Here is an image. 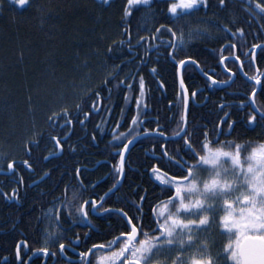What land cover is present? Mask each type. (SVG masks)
I'll return each mask as SVG.
<instances>
[{
	"label": "trees",
	"instance_id": "trees-1",
	"mask_svg": "<svg viewBox=\"0 0 264 264\" xmlns=\"http://www.w3.org/2000/svg\"><path fill=\"white\" fill-rule=\"evenodd\" d=\"M247 1L225 0V5L221 8L218 0H208L210 7L207 15L201 9L198 14L189 17L184 24L186 32L189 27L210 28L208 34L194 37L188 46L189 53L199 61L201 66H215L218 63L216 57L220 55L222 43L225 42L224 32H218L203 22L211 20L217 25H227L235 31L237 24L245 20L246 11L243 8L247 6ZM168 3L167 0H153L151 7L155 13V20L164 22L165 16L170 15L167 13ZM36 5L39 7L15 8V10L5 5L3 12L0 13V153L5 154L3 158H0V167H6L7 159H15L16 156L25 154L26 140H39L40 147L32 148V152L42 155V160L49 151H55L53 143L47 137L49 134L58 136L61 131L57 129L53 132L48 127L46 117L50 110L42 107V104L48 103V100L53 98L52 95L60 91L57 83L61 80L67 84L81 82L83 73H77L78 67L89 62L91 53H97L107 66L104 70L102 67L97 75L93 73V81L89 89L80 92L84 94L76 101L82 104L90 103L89 95L100 91L102 109L99 114L90 113L91 119L86 129L82 130L76 125L73 131L76 134L81 131V137H78L74 145L77 147L78 144L83 145L85 155L73 159L66 156V158L45 163V167H51L49 170L52 171L49 181L57 183L60 181L59 178H62L63 172L74 173V169L79 164L93 165L94 160L101 156L99 148L93 146V135L95 139L103 136L102 140H106L108 136H111V129L115 127L117 121L123 126L126 122H130L133 115H136L138 110L135 96L138 90V77L133 81V91L128 92V99H124L123 90L113 87L111 83L108 85L111 88L109 99V93L104 88L103 81L111 80L110 74L114 72L112 67L114 64L123 68V74L126 75L131 69H137L134 67L137 61L131 62L132 65L128 63L125 67V62L129 61L128 47L124 45L123 49L118 50L117 45L113 43V41L119 42L124 39L121 36L122 14L119 7L101 11L92 0H43ZM127 19L132 27L130 31L133 38H136L138 29L140 35H146L143 29L153 27V23L146 17L144 10L132 11V15ZM263 39L264 36L260 35L258 41ZM109 47L112 48L111 52L108 51ZM89 48L90 55L85 52ZM157 71L158 77L151 73H139L145 80L144 102L147 104L146 109L141 107L139 110L141 118H155L162 112L165 116L169 113V102L176 99L178 82L173 68L170 65L159 66ZM160 81L164 83L163 88L160 87ZM185 84L190 93L193 87L205 85L204 80L197 73L185 74ZM237 85L240 87L241 80L235 87ZM179 108L180 105H178V118ZM69 110L75 113L74 108L70 107ZM38 111L44 112L43 116H39ZM193 117L208 118V115L204 112L194 113ZM123 130H125L123 127L119 129V131ZM33 132L37 135L34 136ZM41 133L44 139L40 138ZM79 148L81 146L78 147V151ZM144 157L141 153L136 154L132 157V161L141 165L145 161ZM131 159L128 156L127 162L130 163ZM64 166L68 169L63 170L61 167ZM3 185L5 187L0 188V223H6L5 230L11 231L9 224L12 218L1 216L20 214L23 215L22 224H25L22 226L30 233L35 223L34 215L43 207L41 201L48 199L49 195L42 194V190L40 193L35 192L29 195V202L23 203L21 209L8 210L4 201L5 195L2 193L9 194L11 188L6 187L4 183ZM56 187L59 188V186ZM15 234L17 232L12 230L4 236L5 247H11Z\"/></svg>",
	"mask_w": 264,
	"mask_h": 264
},
{
	"label": "flooded vegetation",
	"instance_id": "flooded-vegetation-1",
	"mask_svg": "<svg viewBox=\"0 0 264 264\" xmlns=\"http://www.w3.org/2000/svg\"><path fill=\"white\" fill-rule=\"evenodd\" d=\"M40 1L43 0H35V3L32 6H25L24 8L34 7ZM92 1L101 11L116 9L119 7L120 13L123 4L126 2V0H115V2L112 3V6L108 7L106 5H101L99 0ZM167 1L169 3L175 2V0ZM110 2H112V0H110ZM246 4L247 6L243 8V10L246 11L245 20L243 23L239 22L237 24L238 27L244 30V40L236 41L237 48L230 55L227 50L229 41L224 38L223 40L225 42L222 43L224 47H222L220 55L229 57V59L225 60V64H230L231 58L238 55L241 56V61L245 63V71H247L249 76H251L253 74H257L256 68L264 71V53L261 52L260 48L255 50L254 66L249 69L247 67V62L250 59V55H241V52L250 54L251 45L254 43L264 45V39L263 41H258L260 35L264 36V18L252 16V14L247 10L248 1ZM5 5H8L7 0H5ZM134 10L142 11L144 8L143 6H133L132 11ZM131 28L132 27H130V29ZM143 33L146 34L144 31ZM135 39L136 38H133L134 42ZM241 44L246 45V47L241 48ZM189 50L190 47H188V51ZM127 51L129 53V50ZM135 51L138 54L136 58V61H138L139 56L143 55V52L139 48L135 49ZM220 55L216 57L218 61ZM128 60H131L130 54ZM130 64L132 65L131 62ZM231 66L233 67V71H235V65ZM142 67L143 66H141L139 73H150L149 68L152 66L148 65V67H143L145 70H143ZM157 68L159 70V65H157ZM200 68L207 71L209 75H213L214 78L218 80L227 78L224 75V66L219 63L212 67L200 65ZM130 72L136 74L137 69H131ZM189 73H197V75L204 80L205 84L203 87H197L198 91L195 99L191 98L189 92L187 124L185 126V132L182 135V137L185 136V134L188 135L192 147L197 152L203 148V143L206 140L207 142L211 141L214 144L230 140L247 142L264 140V128L261 127L259 122L253 124L246 123V114L249 109L252 108L250 104L243 109L226 108V110L230 113V118L235 119L236 123L231 129H228L227 124H222L219 127H216L219 116H222V113H218L217 105L222 100L226 104H238L240 100H246L244 93L245 91H250V88H241V86L238 87V85L235 87L234 85L232 88H213L209 90L206 87L207 78L201 74L202 72L200 69H194ZM238 81L240 80H237V83ZM250 83L252 82H249V84ZM262 85H264V78H262ZM171 102L174 107L170 109V105L168 104L169 113L165 114V116H163L164 112H162L155 118H143L145 122L144 126H148L149 121L159 119L161 125L166 128L167 138L171 142L165 144V147L169 150L170 155L179 151L182 147H186L180 138L173 137L172 135L174 131H178L175 122L178 119V103L176 99H173ZM256 102V107L264 110V92L261 91L260 87L257 91ZM101 109L102 104L100 103L99 110L93 112L92 114H99ZM203 112L208 115V118L193 117L194 113L201 114ZM257 116L259 120V114H257ZM90 119L91 114L85 120L83 125L79 124L76 120H73L70 131L65 133L60 132L58 137L67 135L66 140L61 139L63 149L60 157H50L48 160H42V155L37 152H32L33 158L29 162L33 164V169L30 171L24 170L23 167L18 169L19 176L23 177L22 185L10 183L8 175H0V184L2 185L0 188L5 187L3 185L4 183L6 187L9 186V188H11V192L7 194L8 196H11L14 188L18 190L19 194L18 201L9 200L4 196V201L7 204L8 210L21 209L23 203L29 202V195L31 196L35 194V192L40 193L42 190V194L45 196L49 195L48 199H43V201H41L43 207H41L38 213L34 215L35 223L30 229V233L28 232L29 230H25L22 226H25V224H22L21 221L23 215L5 214L4 216H1L3 218L6 216L8 218H12V221L9 224L12 229L7 232L4 228L7 227V224L0 223V264H17L15 260V244L25 238L27 239L29 246L27 249L21 250L23 260H27L28 264H52V258L50 256L45 259L41 253L33 255V249L42 246L41 236L44 227V225L40 222V219L42 218V210L51 206V202L54 197L61 196L64 185L69 183L71 178L75 176V172H63L62 178H59L61 182L58 181L60 183H56L55 181L50 182L49 179H51L52 171L49 169H51V167H45V163L66 158V156L72 159L80 156L83 157V155H85L83 145L78 144V147L81 146L79 151L78 147L74 145V142L78 139V137H81V131L77 134L73 131L75 130L76 125L80 127V129L82 128V130L86 129ZM169 120H171V123H169ZM154 126L155 125L153 124L152 127ZM205 133H207L206 137L204 135ZM102 138L103 136L99 139L93 140V146L95 148H99L101 151V156L94 160L95 163L93 165L90 163H81L77 166L80 168V180L83 181L87 188L85 192V198L87 199H98L100 195L108 192L113 183L111 164H114L116 161L113 158L110 149L107 147L111 136H108V139L106 140H102ZM159 149L160 146L158 144L154 148L153 142H147L144 140L135 142L130 147V151L127 152L125 157V174L120 185L117 189H114L113 192L110 193L109 197L105 198L106 202H102L104 203V207L109 208L110 211L108 213H101L100 216L110 218L101 219L99 216L92 215L89 211L88 221L90 222L91 227L81 225L77 219L75 226L71 227L70 231L67 232L68 240H65V252L72 261L78 262L80 260V257L69 251V240L76 241L77 237H79L78 242L81 243L82 246L76 249V251L83 252L92 249L90 255L85 258L91 260L92 264H121L122 261H124V264H127L126 257L127 259H131L130 250L133 247H138L141 239H145L143 233H148L149 237L153 238L154 243L161 245L154 250L153 256L148 261V264H152V260L156 258L171 257V255L177 251V247L175 245L164 244V241L167 240L168 237L164 234L165 232L159 230L158 222L163 223L165 220H168V216L165 215L162 218L157 216L156 212L152 211L153 208L158 211L160 202H167L169 196H174L171 186L160 184L159 181L155 180L154 175L150 174L151 167L156 166L159 168L161 156ZM55 151L57 150L55 149ZM140 153L145 156V161L143 164L137 165L132 161V157ZM181 154L183 155V153ZM128 156L129 159L132 158L129 160L130 163L127 162ZM27 158L28 157L25 154H22L16 156L15 160L19 161ZM184 159L188 160L189 164L195 162L191 159V154L184 156ZM4 168L6 172L7 169L6 167ZM61 168L63 170L68 169L65 166ZM162 171H169V168L162 169ZM201 171L203 172L206 170L201 169ZM44 172L48 173V177L41 181L40 178ZM192 178L193 177L190 175L186 180L182 181V183L186 184L190 182ZM71 182L73 184L76 183L75 180H71ZM55 185L59 186V188ZM91 185H94V187ZM43 189H48V191H43ZM2 194L4 195V193ZM141 196L144 197L143 202L140 200ZM210 199L213 201L211 207L199 211H187L184 213L185 220L197 221V223L190 225L191 230L186 233L187 235H194L197 238L193 244L189 245V247H195L201 240H204L207 241L209 245L208 251L215 258L216 264H242V258L240 256V248L242 244L248 238L264 239V228H250L246 224L231 226L235 220L239 219V213H235L233 220L227 222L229 226L225 227V221L223 219L225 210L221 205L220 197H211ZM120 208H122L124 212L128 213L126 218L127 223L123 222L122 214H117L115 212V209ZM137 209H139V211H137ZM203 212H207L209 214L210 220L207 224L201 225L198 221L202 218ZM60 219L64 222L65 229H68L69 225L73 223L71 219L65 220V213L63 209L61 210ZM132 226L137 228V233L136 235L129 237L128 232ZM12 230H15L17 234H15L16 236L14 237L11 247H5L3 245L4 236L11 233ZM133 231L135 232V230ZM125 243H128V249L125 251V255L113 257L111 254L117 252ZM94 244L97 245L96 248H92V245ZM72 247H75V245L73 244ZM228 247H230V252H228ZM52 250H56L58 252V249ZM29 257H31L30 260L28 259ZM56 259H61L59 252ZM61 264H63V262H61Z\"/></svg>",
	"mask_w": 264,
	"mask_h": 264
},
{
	"label": "snow or ice",
	"instance_id": "snow-or-ice-1",
	"mask_svg": "<svg viewBox=\"0 0 264 264\" xmlns=\"http://www.w3.org/2000/svg\"><path fill=\"white\" fill-rule=\"evenodd\" d=\"M101 5H106L108 7L112 6V3L115 0H99ZM8 7L15 10V8L23 9L25 6H32L35 3V0H7ZM153 0H126L121 8L122 13V30L121 36L124 39H121L119 42L113 41L117 45V49H123L126 44L129 50L131 60L125 62V67L127 64L136 61L137 52L135 49L139 48L143 55L139 56L138 61L134 64V67L137 68V73L134 76L132 72H128L124 75V69L121 68L118 64H114L112 67L114 72H112L111 80L105 79L103 81V86L108 90L109 99L111 98V88L108 85L111 83L113 87H117L123 90L124 99H128V92L133 91V81L138 77V90L137 95L135 96V104L137 108L136 115H133L130 119V122H126L123 126L117 121L115 127L111 129V139L107 145L110 149V152L115 159V163L111 164L113 183L109 188L108 192H105L103 195H100L98 199L85 198V192L87 190L83 181L80 180V168L77 167L75 171V176L71 180H75V184L69 181V183L64 185L61 196L54 197L51 202V206L42 210V218L40 222L44 225L42 230V246L33 249V255L36 253H41L45 259L49 256L52 258V264H92V261L85 259L88 257L92 251L77 252L76 249L82 246L79 243V237L76 241L69 240V251L73 252L74 255L80 257L78 262H74L66 255L65 252V240H68L67 232L70 231L71 227L75 226L77 219L81 225H87L91 227L90 222L88 221L89 211L94 216H99L101 219H108L110 217L100 216L101 213H108L109 208L104 207L106 202L105 198L109 197L110 193L114 189H117L121 183V180L125 174V153L130 151L129 146L140 140L147 142H153V147L158 144L160 146V161L159 168L153 166L150 168V174L154 175L156 181H159L162 185L171 186L174 196H169L168 201L174 200L178 194L181 192V189L185 186L182 181L186 180L192 173L193 167L196 162L203 157L198 155V152L192 147L188 135L180 137V133L185 132V126L187 124V111L189 104V88L185 84V74L189 73L194 69H200L203 76L207 78V89L211 90L213 88H232L236 85L237 80H241V88H250V91H245L244 95L246 100H240L238 104H226L223 100L217 105L218 113H222V116H219L218 123L216 127H219L222 124H227L228 129H231L236 123L235 119L230 118L229 111L226 108L232 109H243L249 104L252 108L249 109L246 114V123L253 124L259 122L261 127L264 128V110L256 107V95L257 87L259 86L261 91L264 92V85H262V78H264V71H261L259 68H256V73L249 76V73L245 71V63L241 61V56H235L231 58L230 64H225V60L229 59L224 55H220L218 63L224 66L225 72L224 75L226 79H216L213 75H209L207 71H204L200 68L199 61L188 51L189 41L194 37L205 36L209 33L210 28L204 27L200 28L197 26L195 29L192 27L188 28V31H185L184 24L188 21L189 17L198 14L201 9L204 10L205 15L210 7L208 0H175V2L168 3L167 13L170 15L165 16L164 22L155 20V13L151 7ZM5 5V0H0V13L3 12ZM218 5L222 8L225 5V0H218ZM39 7L38 5H36ZM133 6H143L146 17L150 22L153 23V27L145 28L143 31L146 35H140V30H137L135 42L133 40L132 32L130 31V22L127 19L132 15ZM247 10L252 14V16L257 18H264V0H248ZM215 15V14H213ZM205 25H210L211 28L216 29L218 32L225 33V39L229 41L227 45V50L229 54L236 50L237 43L236 41L244 40V30L242 28H235L233 31L227 25H217L211 20H206L203 22ZM222 47H224L222 45ZM246 47V45L241 44V48ZM260 48L261 52L264 53V45L261 44H252L251 53L241 52V55H250V59L247 62V67L251 69L254 66L255 62V50ZM109 52L112 51V48L109 47ZM151 64L152 67L149 68V72L153 76L158 77L157 65L164 67L165 65H170L173 68L174 74L178 82V91L175 93V98L177 99L179 108V118L175 121L178 131L173 132V137H180L183 141V144L186 147H182L179 151L174 152L170 155L169 150L165 147V144L170 143L166 135V128H164L159 119L155 121H149L148 126H144V119L141 118L140 109L143 107L147 108L145 101V80L143 75L139 74L141 66L148 67ZM235 65V71L233 67ZM246 78V79H242ZM249 82H252L249 84ZM160 87H164L163 81H160ZM198 89L193 87L191 90V98L195 99L197 96ZM80 99L79 97L77 98ZM88 101L90 103H80L74 102L72 105H62L59 108L53 109L47 115L46 119L48 122V127L55 132L57 129L61 133H65L71 130V125L73 120H76L79 124L83 125L85 120L89 117L90 113L99 110V105L101 103L100 91H95L94 94L89 95ZM170 109L174 107L172 102H169ZM70 107L75 109V113L70 112ZM87 108V110H85ZM255 109V110H252ZM259 114V120L258 116ZM171 123V120H169ZM155 125L152 127V125ZM123 127L125 130L119 131ZM33 135L37 133L33 132ZM41 139H44L43 134H39ZM205 137L207 133L204 134ZM47 139L53 143L54 148L57 151H49L47 156H44V160H48L50 157L54 158L60 152H62L63 145L61 139H67V135L58 137L57 135L49 134ZM95 140V135L92 137ZM207 140L203 143V148L207 149L208 146ZM31 145V147H29ZM39 140H26L24 144V152L28 157L27 159L15 160L7 159L5 172L4 167H0V173H5L9 176L10 183H16L19 185L23 184V177L19 176L18 169L23 167L24 170L30 171L33 169V164L29 161L32 160V148H39ZM183 153V155L181 154ZM191 154V159L195 162L189 164L188 160L184 159V156ZM5 156L4 153H0V158ZM169 168V171H162V169ZM159 173V174H157ZM48 177V173L44 172L40 180L43 181ZM94 187V185H91ZM5 197L9 200H19L18 190L14 188L12 190L11 196H8L6 193ZM182 199V197H181ZM141 202H143L144 197H140ZM99 205V207H98ZM63 209L65 213V220L71 219L72 224L69 225L68 229L64 228V222L60 219L61 210ZM168 209L167 202H160L159 210L156 211L155 208L152 211L156 212V215L159 217H164ZM139 211V209H137ZM117 214H122L123 222L127 223V212H124L122 208L115 209ZM135 218V217H134ZM175 221L174 217L168 216V220H165L163 223L158 222L159 230L162 232H168L167 223L168 221ZM135 230V232L133 231ZM137 228L132 226L128 232V236L136 235ZM145 239L139 241L138 247H133L130 250L131 259H127V264H139V261L142 260L145 250L150 248L153 244V238L149 237L148 233H143ZM75 247H72V245ZM28 241L25 238L22 241H19L15 244V260L17 264H28L27 260H23L21 256V250L28 248ZM97 245H92V248H96ZM58 249L60 260H57ZM128 249V243H125L123 247H120L119 250L111 255L113 257L124 256L125 251ZM29 260L31 257L28 258ZM124 264V261L121 262Z\"/></svg>",
	"mask_w": 264,
	"mask_h": 264
},
{
	"label": "clouds",
	"instance_id": "clouds-1",
	"mask_svg": "<svg viewBox=\"0 0 264 264\" xmlns=\"http://www.w3.org/2000/svg\"><path fill=\"white\" fill-rule=\"evenodd\" d=\"M198 155L203 159L193 167V178L174 200L167 201L165 215L174 217L175 221L167 223L168 232L164 234L168 239L164 244L175 245L177 251L171 257L152 260V264H216L208 251L207 241L201 240L195 247H189L197 238L186 233L197 221L184 219L187 211L211 207V197L221 199L225 227L229 226L227 222L233 220L234 214L239 213V219L231 226L246 224L250 228H264V140H230L215 144L210 141L207 149L202 148ZM209 220V214L203 212L198 223L204 225ZM160 246L153 242L139 264H148L154 250Z\"/></svg>",
	"mask_w": 264,
	"mask_h": 264
},
{
	"label": "rangeland",
	"instance_id": "rangeland-1",
	"mask_svg": "<svg viewBox=\"0 0 264 264\" xmlns=\"http://www.w3.org/2000/svg\"><path fill=\"white\" fill-rule=\"evenodd\" d=\"M85 52L86 54L90 55V48ZM91 54L93 56L91 55V58L87 64H82L81 67H78L79 71L77 70V68H75V72L78 71L77 73H83L80 78L81 82L77 84H67L61 80L59 83H57V88L60 91L55 92L52 95L53 98L51 100H48V103L42 104V107L51 111L65 104L72 105L78 100V97L84 94L80 92H85L89 89V85L92 84L91 82L93 81V73H96L97 75L98 73H100L102 67V70L107 67L104 60L97 56V53ZM43 114L44 112L38 111L39 116H43ZM228 248V252H230V247Z\"/></svg>",
	"mask_w": 264,
	"mask_h": 264
},
{
	"label": "water",
	"instance_id": "water-1",
	"mask_svg": "<svg viewBox=\"0 0 264 264\" xmlns=\"http://www.w3.org/2000/svg\"><path fill=\"white\" fill-rule=\"evenodd\" d=\"M258 90H259V87L257 91ZM188 108H189V104H188ZM183 133L184 132L181 133L180 137H182ZM180 137H177V138H180ZM132 145H130L129 148ZM61 154L62 152H60L54 158L60 157ZM126 154L127 152L125 153V157H126ZM0 175H6V174L0 173ZM240 256L242 258V264H264V239H261V238L246 239V241L242 244L240 248Z\"/></svg>",
	"mask_w": 264,
	"mask_h": 264
}]
</instances>
